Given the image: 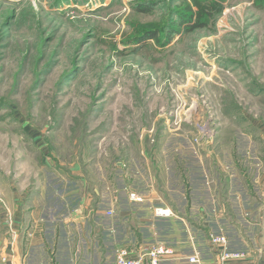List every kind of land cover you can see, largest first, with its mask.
<instances>
[{
    "label": "rangeland",
    "instance_id": "1",
    "mask_svg": "<svg viewBox=\"0 0 264 264\" xmlns=\"http://www.w3.org/2000/svg\"><path fill=\"white\" fill-rule=\"evenodd\" d=\"M183 1L0 0V200L48 191L57 213L75 167L117 181L153 148L186 175L209 120L205 169L238 178L264 214V3L214 0L224 9L202 31L128 45L186 14Z\"/></svg>",
    "mask_w": 264,
    "mask_h": 264
},
{
    "label": "crops",
    "instance_id": "2",
    "mask_svg": "<svg viewBox=\"0 0 264 264\" xmlns=\"http://www.w3.org/2000/svg\"><path fill=\"white\" fill-rule=\"evenodd\" d=\"M163 152L152 157L142 150L137 158L147 163L132 164L133 175L123 165L127 162L119 163L117 181L112 172L110 181L102 178L93 184L75 167L77 182L69 181L65 192L57 194L60 208L51 215L48 191L41 192V198L1 200L0 264H116L121 249L144 258L157 245L175 253L160 264H190L196 255L200 264H214L210 239L215 235L229 239V249L237 255L230 264H264V214L256 198L241 188L240 180L233 175L226 182L230 173L225 169H216L214 179L204 167L206 155L192 150L196 171L187 161L188 175L174 172L167 165L168 152L165 156ZM133 193L142 200H132ZM156 209L171 210L174 216L158 217ZM8 212L15 221L14 233L8 230ZM6 256L8 262L3 263ZM144 264H150L149 260Z\"/></svg>",
    "mask_w": 264,
    "mask_h": 264
},
{
    "label": "built area",
    "instance_id": "3",
    "mask_svg": "<svg viewBox=\"0 0 264 264\" xmlns=\"http://www.w3.org/2000/svg\"><path fill=\"white\" fill-rule=\"evenodd\" d=\"M188 119V118H187ZM187 122V120L185 119ZM184 122V121H183ZM182 120H180V126H182ZM205 125H202L200 127V131L198 132L197 136H195L192 140L193 143L191 144L193 146L194 152L198 155L203 154L204 151L209 152V147L213 145L214 143V133L209 131V120L207 121ZM178 127V130L181 129V127ZM131 198L134 201H141V197L137 193L131 194ZM1 201V200H0ZM9 213V212H8ZM155 215L158 217H172L174 216L173 212L168 209H156ZM7 226L8 230H10L11 233H14L15 229V221L12 216V214L9 213L7 218ZM15 239L12 237V241ZM210 246L214 251L215 254V260L214 264H230V262L233 259L237 258V255H234L231 253L229 247L230 242L227 236L225 235H215L212 236L210 239ZM11 250L14 253V247L11 245ZM175 255L174 251L171 250V248L164 246V245H157L153 247L149 252L144 255V258L137 257L134 251L130 249H121L119 252H117L116 256V264H144V260H149L150 264H160L161 261L165 260L166 258H171ZM3 263L8 262V258L3 257L2 258ZM190 264H200L201 259L198 255L193 256L189 259Z\"/></svg>",
    "mask_w": 264,
    "mask_h": 264
},
{
    "label": "trees",
    "instance_id": "4",
    "mask_svg": "<svg viewBox=\"0 0 264 264\" xmlns=\"http://www.w3.org/2000/svg\"><path fill=\"white\" fill-rule=\"evenodd\" d=\"M264 3V0H261ZM186 2V14L176 13L177 18L173 19L172 22L166 24L161 32H149L147 35L132 40L128 42V45H135L136 49L144 47L149 41L154 42L155 46L167 47L180 35L182 32L183 35H189L190 33H196L207 28L208 20L215 18L217 15H220L224 9L222 3L214 0H191L183 1ZM154 2L149 3V5H137L139 10L142 13H149L153 9ZM196 8V11H195ZM215 14V15H213ZM184 27V28H183ZM66 76L65 78H67ZM64 78V79H65ZM64 81V80H63ZM159 138L161 139V132L159 133ZM147 153L155 155L158 154L159 150L154 148L151 150H145ZM54 200V198H53Z\"/></svg>",
    "mask_w": 264,
    "mask_h": 264
}]
</instances>
